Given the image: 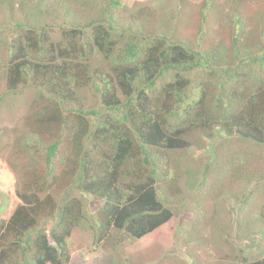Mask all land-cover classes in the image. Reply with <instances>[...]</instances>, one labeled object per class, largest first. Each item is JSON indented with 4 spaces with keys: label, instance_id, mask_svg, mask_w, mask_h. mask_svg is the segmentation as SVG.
<instances>
[{
    "label": "trees",
    "instance_id": "obj_1",
    "mask_svg": "<svg viewBox=\"0 0 264 264\" xmlns=\"http://www.w3.org/2000/svg\"><path fill=\"white\" fill-rule=\"evenodd\" d=\"M19 4L20 20L11 17L9 24L0 26V49H6L8 58L1 68L5 91L0 104L24 88L34 89L36 133L60 130L72 151L61 155L66 141L56 133L50 143L39 139L35 144L44 172L17 191L21 204L0 228V264H68V240L83 221H89L81 200L86 195L103 201L99 217L93 218L101 232L99 242L110 229L138 241L170 222L174 213L158 189L166 177L159 174L154 150L189 149L195 135L201 139V132L207 134L214 126L264 145L263 23L261 40L249 41L252 49L243 59L212 69L215 74L210 75L218 81L214 96L193 77L206 67L208 58L183 41L117 28L108 11L107 18L85 24L53 25L49 20L59 11L56 0ZM1 6L8 14L14 3L4 0ZM234 17L238 28L242 20L238 14ZM243 35L244 42L251 38L245 31ZM97 62L101 72L93 69ZM84 87L93 89L98 107H83ZM210 155L213 159L212 146ZM69 158L76 162L75 171L57 200L56 162L63 165ZM243 260L264 264V257Z\"/></svg>",
    "mask_w": 264,
    "mask_h": 264
},
{
    "label": "rangeland",
    "instance_id": "obj_2",
    "mask_svg": "<svg viewBox=\"0 0 264 264\" xmlns=\"http://www.w3.org/2000/svg\"><path fill=\"white\" fill-rule=\"evenodd\" d=\"M3 1L0 0V26L4 22L9 24L11 17L20 20L19 0H12L14 8L12 11L8 8V14L6 6H1ZM56 3L60 12L56 16L51 14L49 21L53 25L85 24L94 18H107L108 11L115 16L117 28L138 32L140 36L168 35L185 42L208 58L206 67L198 69L193 77L205 86L208 95L214 96L218 94V81L212 69L225 68L237 57L243 59L245 51L252 49L249 41L261 40L259 23L264 27V0H56ZM234 14L242 20L238 28L236 18L232 19ZM243 31L251 36L245 42ZM54 35L59 36L60 32ZM7 60L6 49L2 47L0 94L5 91V73L1 68ZM94 65L95 71H102L98 62ZM211 71L214 74L210 75ZM82 91L86 110L99 106L92 88L84 87ZM36 97L35 90L27 87L20 95L8 96L0 104V228L6 226L21 204L17 191L25 190L31 177L44 172L43 157L35 151L38 146L35 144H39V139L48 144L52 137L56 139V134L65 140L60 130H54L52 136L45 134V130L43 136L36 133L39 127L33 114ZM201 133L204 134L201 139L195 135L190 140L189 149L153 152L160 163L159 174L166 177L158 189L174 213L170 222L138 241L110 229L99 242L97 236L101 232L93 218L99 217L103 201L82 196L89 221H83L68 240V264H243V256L250 261L264 257V145L215 126L207 134ZM61 151V155L72 151L71 143L66 141ZM74 162L72 158L63 165L56 162L57 200L68 188L67 184H71ZM254 189L243 204L244 197ZM253 238H258L257 242L253 243Z\"/></svg>",
    "mask_w": 264,
    "mask_h": 264
}]
</instances>
